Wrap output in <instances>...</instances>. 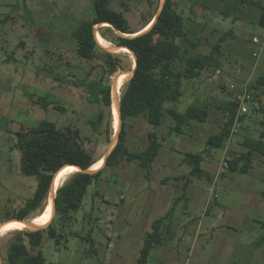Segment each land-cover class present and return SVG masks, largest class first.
Masks as SVG:
<instances>
[{"label": "rangeland", "instance_id": "rangeland-1", "mask_svg": "<svg viewBox=\"0 0 264 264\" xmlns=\"http://www.w3.org/2000/svg\"><path fill=\"white\" fill-rule=\"evenodd\" d=\"M162 1L153 0L150 6L145 0H111L110 7L122 11L132 31H138L158 14ZM251 1L264 5V0ZM211 7L206 10L182 2L178 12L186 34L199 44L197 50L188 47L191 55H209L220 46L215 55L222 64L220 73L210 69L197 79L184 81L183 96L166 105L161 126L150 125L142 117L122 120L129 151L142 152L155 135L162 144L158 157L149 171L125 157L116 167L105 168L88 188L81 210L73 214L74 225L61 229L56 217L54 227L62 234L59 241L45 230L38 251L46 264H138L152 223L169 211L172 235L153 249L148 264H264V245L255 247L264 233V159L254 154L248 174L225 168L228 158L248 152L243 145L248 138L259 140L264 132V112L259 111L264 107V85H258L264 75L261 8L249 4L225 18L221 15L224 5L212 2ZM93 17V0H0V264L7 263L9 245L22 231L10 228L13 221L5 223L6 218L19 214L37 188L35 177L20 173L15 134L43 121L54 122L63 132L72 129L97 163L118 143L113 85L118 75L130 74L133 58L111 53L120 66L109 75L104 73L107 57L103 52L93 61L78 56L74 33ZM98 30L117 46L118 33L106 27ZM255 37L260 44H254ZM99 80L104 90L111 87V106L104 95H96L97 100L88 91L87 86ZM128 81L120 85L117 104ZM229 84L237 90L248 88L257 99L250 103L230 144L211 152L207 141L220 132L228 117L221 108L232 100ZM46 94H50L47 110L36 103ZM194 104L208 109L207 121L191 122L182 134L177 133L167 111L184 112ZM186 153L202 154V167L210 179L192 176ZM71 171L62 175L59 188L80 172ZM48 200L45 210L30 215L25 225H35L44 217Z\"/></svg>", "mask_w": 264, "mask_h": 264}, {"label": "trees", "instance_id": "trees-1", "mask_svg": "<svg viewBox=\"0 0 264 264\" xmlns=\"http://www.w3.org/2000/svg\"><path fill=\"white\" fill-rule=\"evenodd\" d=\"M110 1L93 0V19L83 21L75 31L74 37L77 43L78 56L93 61L98 58L99 52H103L107 57L105 63L107 67L103 68L104 73L112 75L118 70L120 61L114 54L108 53L98 46V40L94 34L95 26L110 23L119 32L133 35L149 26L156 14L152 15L142 29L132 31L124 13L111 8ZM145 1L150 6L154 5L153 0ZM182 2L189 3L191 7L200 6L206 10L212 9V2H218L224 5L221 15L225 18H230L234 11H238L243 6L258 5L261 8L259 24L264 28V5L251 0H182L181 2L167 0L160 17L149 32L135 38H117V46L130 48L137 56L134 75L129 79L121 97L123 122L128 118L137 119L142 117L150 125L161 126L166 105L177 103L183 96L184 81L197 79L206 70L214 69L216 72L222 68L220 60L215 58V55L220 53L219 45H216L209 55H191L188 47L197 50L199 44L190 39L185 32L183 17L178 12ZM99 33L105 38L101 31ZM131 57L134 58V56ZM126 76V73L118 75L114 84L123 80ZM258 85H264V75L258 80ZM87 88L91 96H95L97 100L96 95H104L107 106H111V87L104 90L102 82L99 80L91 82ZM228 90L231 91L228 95L232 100L221 108L226 114L228 113V117L220 132L209 137L207 141L208 149L211 152L213 149L222 150L225 145L230 144L228 143L230 139L233 140L234 136L237 135L232 132L238 108L235 103L236 94L233 90L229 88ZM247 91L251 96L249 103L252 104L253 101H256L257 96L248 88ZM48 97H50V94L41 96L36 103L47 110L50 105L47 100ZM259 111L264 112V107L260 108ZM167 112L175 121L176 127L174 130L179 134H182V128L185 125L191 122L204 123L209 117V111L206 107L201 108L195 104L189 106L184 112L176 109H170ZM246 115L239 117L240 127ZM262 125L264 126V122ZM127 134L125 123H123L116 147L106 160L105 166L99 165L97 170L101 169L96 174L77 173L57 190L56 215L53 220L52 214L50 225L46 229L36 232L20 231L16 233L15 239L9 245L6 264H46L42 252L38 251L43 245L45 230H47L51 239H55L56 242L59 241L62 234L60 231L57 232L54 227L56 217L60 218L61 229L72 227L76 222L74 215L81 210L88 188L93 185L96 179L100 178L105 168L116 167L119 165L120 159L125 157L128 162L138 161L142 169L147 171L151 169L162 148L158 137L153 135L147 148L142 152L132 153L125 145ZM15 135L17 137L15 147L21 153L20 173L25 177H35L37 188L33 197L26 201L19 214L6 218V221L13 219L28 220L30 215L43 212L53 178L64 167L79 166L87 170L99 161L89 154L80 140H76L72 129L63 132L54 122L43 121L37 127L21 130ZM243 145L248 149V152L240 157L228 158V166L224 164L225 168L231 173L248 174L252 169V156L254 154L264 159V132L259 140L248 138ZM203 161L202 154L186 153L185 162L192 166L191 174L199 180L204 176L210 179V176L206 174L202 167ZM70 169L74 168L66 170ZM171 216L172 213L169 211L166 217L157 219L152 223V231L144 237V244L137 261L138 264H148L153 249L164 245L165 240L169 238L168 236L172 235L171 224L168 220ZM262 227L264 229V224H262ZM263 245L264 233L255 242V247ZM91 248V251L95 253L96 249L93 241L91 242ZM36 251L38 252L33 253Z\"/></svg>", "mask_w": 264, "mask_h": 264}, {"label": "bare ground", "instance_id": "bare-ground-1", "mask_svg": "<svg viewBox=\"0 0 264 264\" xmlns=\"http://www.w3.org/2000/svg\"><path fill=\"white\" fill-rule=\"evenodd\" d=\"M151 26V25H149ZM149 26L147 28H149ZM96 38L98 40V43L102 46H104L105 48L109 49V52L111 53H121V54H126V55H129V56H133L132 53L128 50H124V49H116L115 46L110 43L109 41H107L106 39H104L100 33H96ZM131 53V54H130ZM133 66H135V59L133 58V63H132ZM130 78V74L127 75L123 80L117 82L114 84V88L115 86L120 83L115 89H114V100H113V117L115 118V129L118 130V128H120V114H119V111H118V104L116 103V98H118L119 94H120V89H121V86L123 84V82H127L128 79ZM117 108V109H116ZM114 125V124H113ZM102 164V167L104 165V159H102L99 163H96L94 164L90 170L96 172L95 170L98 169L99 165ZM68 168H74V169H70V170H66ZM101 169V168H100ZM99 169V170H100ZM65 170V171H64ZM71 170H75V171H80L77 167H67V168H64L63 170H61V172L59 173L58 177H57V180H56V183H55V187H54V191L57 192V190L59 189L58 187V183L61 179V177L63 178L62 175H65V173H67V171H71ZM97 170V171H99ZM63 171V172H62ZM71 171V172H73ZM74 171V172H75ZM63 181V180H62ZM61 182V181H60ZM52 214H53V210H52V197H50V199L48 200V208H46V212H45V215L43 218L39 219L35 225H25L24 222H19V221H13L11 223L13 224H9L10 228H15L17 230H22V231H31L33 227H40V226H46L49 224L50 220H51V217H52ZM13 226V227H11ZM7 228V227H5Z\"/></svg>", "mask_w": 264, "mask_h": 264}, {"label": "water", "instance_id": "water-1", "mask_svg": "<svg viewBox=\"0 0 264 264\" xmlns=\"http://www.w3.org/2000/svg\"><path fill=\"white\" fill-rule=\"evenodd\" d=\"M166 1L167 0H163L162 1V7H161V9H160V11L158 12V14L155 16V18L153 19V21L151 22V26H149V28H144V29H142L139 33H137V34H133V35H126V34H123V33H121V32H119L118 30H116L110 23H103V24H97L96 26H95V32H94V34H95V37H96V33L97 32H99V28H101V27H109V28H112L116 33H118V35L120 36V37H123V38H135V37H138V36H140V35H143V34H145V33H147V32H149L153 27H154V25H155V23L157 22V20H158V18L160 17V15H161V12H162V10L164 9V7H165V4H166ZM98 44V46L101 48V49H103L104 51H106V52H108V53H111V52H109V49H107V48H105L104 46H102V45H100L99 43H97ZM115 48L116 49H126V50H128V51H130L132 54H133V56H134V59H135V66H134V68L130 71V78L134 75V72H135V69H136V66H137V56L135 55V53L130 49V48H128V47H124V46H115ZM113 90H114V85H113ZM118 111H119V114H120V128H119V131L118 132H116V139L117 138H119V135H120V132H121V130H122V114H121V100H118ZM112 153V152H111ZM110 153V154H111ZM110 154H107L103 159H104V166H105V164H106V160L108 159V157L110 156ZM69 166H75V165H69ZM67 167V166H66ZM79 170H80V172L79 173H84V174H96L98 171H96V172H94V171H92V170H90V169H83V168H81V167H79V166H76ZM65 168V167H64ZM63 168V169H64ZM63 169H61V170H63ZM61 170L58 172V173H56L55 174V176H54V178H53V182H52V185H51V188H50V191H49V195H48V199H50V197H52V210H53V220H54V218H55V215H56V196H57V192L56 191H54V187H55V183H56V180H57V177H58V175H59V173L61 172ZM47 199V200H48ZM19 221V222H27V220H19V219H13V220H8L7 222H5V223H8V222H10V221ZM4 223V224H5ZM50 224H48V225H46V226H40V227H33L32 228V232H36V231H40V230H44V229H46L48 226H49Z\"/></svg>", "mask_w": 264, "mask_h": 264}, {"label": "built area", "instance_id": "built-area-1", "mask_svg": "<svg viewBox=\"0 0 264 264\" xmlns=\"http://www.w3.org/2000/svg\"><path fill=\"white\" fill-rule=\"evenodd\" d=\"M254 44H260V40L258 37H255L253 40ZM257 54H255L256 56ZM218 73H220V71H218ZM227 87L233 91H235L236 95H235V103L237 104L238 108H237V115L235 118V122L233 125V129L232 132L234 134H237L239 132L240 129V123H239V117L242 115H246L249 112V101L251 100V96L248 93L247 89L245 88L244 90H237L236 86L233 84H229L227 85ZM232 141V138L230 139V141L228 143H230Z\"/></svg>", "mask_w": 264, "mask_h": 264}, {"label": "flooded vegetation", "instance_id": "flooded-vegetation-1", "mask_svg": "<svg viewBox=\"0 0 264 264\" xmlns=\"http://www.w3.org/2000/svg\"><path fill=\"white\" fill-rule=\"evenodd\" d=\"M101 82L103 83L102 80H101ZM102 121H103V117H102L101 115H99V117H98V122H99L100 125H101Z\"/></svg>", "mask_w": 264, "mask_h": 264}, {"label": "crops", "instance_id": "crops-1", "mask_svg": "<svg viewBox=\"0 0 264 264\" xmlns=\"http://www.w3.org/2000/svg\"><path fill=\"white\" fill-rule=\"evenodd\" d=\"M1 232H3V230H2ZM1 232H0V233H1Z\"/></svg>", "mask_w": 264, "mask_h": 264}]
</instances>
